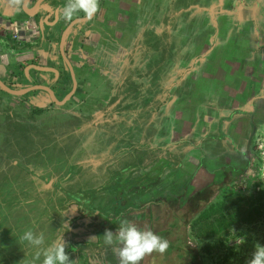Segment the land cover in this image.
Instances as JSON below:
<instances>
[{"label": "rangeland", "instance_id": "1", "mask_svg": "<svg viewBox=\"0 0 264 264\" xmlns=\"http://www.w3.org/2000/svg\"><path fill=\"white\" fill-rule=\"evenodd\" d=\"M147 1L154 4V9L146 12L148 19H144L145 21L137 20L144 26L146 43H130L123 37L118 46H114L113 40H107L103 58L94 57L85 61V71L79 77L78 91L72 100L64 104L51 102L47 107L38 108L35 100L47 97L40 90L24 98L7 94L0 96V119L3 121L1 128H4L2 134L0 130V187L12 186L15 189L21 183L37 180L40 185H47L48 188L58 181L64 190L75 189L85 180L84 177L91 179L99 176L107 167L118 168V164L113 165V160L140 142L145 144L144 149L154 148L148 160L159 159L152 167L159 173L171 160L165 151L167 149L162 148L170 142L182 141L179 145L168 147L173 151V165L178 158H182L181 164L175 169H167L163 176L166 178L168 174L174 173L176 181H181L180 189L184 187L182 178L191 176L189 192L192 194L188 196L187 202L184 205L163 203L160 210L154 209L153 220L149 224L148 219H139L141 212L138 210L127 216V220L138 228L144 226L145 230L149 225L150 230L167 239L170 244L164 254L153 253L146 256L140 264H192L193 255L198 256L201 264H247L256 245L264 246V189L256 186L252 191L244 192L234 185V182L239 183L240 172L246 170L245 166L255 158L254 153L258 150V143L253 142V138L241 140L238 132L242 125L246 130L254 131L253 123L249 124L248 120L251 116H246L248 119L243 122L241 118H237L236 132L233 131L221 143H210L211 147L207 150L217 151L213 156L215 159L205 156L207 152L202 147L206 144L204 140L201 141V137L209 132L216 134L218 124L223 123L227 126L226 130H233L226 119L229 111L233 110L236 115H240V111L244 109L248 111L245 115H250L252 111L250 106H232L229 93L233 94V91L228 92L219 80V83L215 82L216 78L214 80L213 77H207L210 66L205 61V68L200 67L203 65L200 58L206 53V50H201V41L203 38L205 41L208 36L207 21L217 13L221 6L218 7L220 0ZM155 2L160 3L157 8L155 4H158ZM207 16L211 19H207ZM212 31L215 29L212 28ZM59 36L58 32L57 38ZM213 39L214 37H206L205 42ZM148 40L153 45L148 44ZM58 60L65 62L63 57L56 58L57 62ZM212 66L217 65L213 63ZM200 68H203L201 72ZM126 83L130 89L127 88L124 92L122 88L127 87ZM50 84L54 87L70 84L73 89L71 69L63 72L60 68L57 69ZM135 84L138 86L135 91L139 93L138 96L131 94ZM124 93H128L125 94L128 98L124 103L131 105L129 110H138L130 120L127 116L131 112L127 111L128 107L124 105L121 109L117 107L118 102H115ZM253 93L249 91V94ZM254 103L250 101V105ZM120 109L121 112L115 111ZM260 118L264 119V108ZM96 125L101 126V129L93 130ZM198 143L201 144L195 145ZM213 146L218 148L213 151ZM244 149L251 152L249 157L242 153ZM88 158H93L95 164L88 165L83 174L67 175L71 165ZM66 175V179L59 181ZM50 180L52 184L48 186ZM102 181L103 178H93L91 185H98ZM212 185H215L216 190L211 192L206 205L192 216L186 226V233L179 231L184 243L182 247L171 245L176 242V237L169 232L171 228H168L173 221L172 217L182 210L186 214L197 210L200 195L210 190ZM56 189L63 191L61 187ZM161 189L162 187L158 190ZM47 194L48 192L42 194L39 201ZM150 196L153 195L147 194L138 201ZM153 197L159 198V194ZM39 201L27 198L26 202L10 213L0 211V264H30L35 249H29L27 242H21L20 237L27 230L42 232L46 238L44 246L47 247L59 236L58 229H64L65 234L73 229L74 235L63 238L71 264L79 258L86 261V264H120L118 244L80 245L76 250L72 248L75 241L82 242L86 239L77 230L84 227L89 229L95 223L93 218L70 222L79 215L78 209L73 207L58 220L49 222L46 217L41 219L46 205L45 202L37 203ZM260 207L263 210L261 215L252 222H244L238 218V222L219 235L201 234L203 228H211L208 221L213 224L220 217L218 213L206 220L202 218L204 210L209 212L221 209L229 219L248 209ZM179 229L182 230L183 227L180 226ZM176 230L177 233L178 229ZM160 232H165L166 235H161ZM42 260L43 257L36 264H41ZM83 262L78 264H84Z\"/></svg>", "mask_w": 264, "mask_h": 264}, {"label": "crops", "instance_id": "2", "mask_svg": "<svg viewBox=\"0 0 264 264\" xmlns=\"http://www.w3.org/2000/svg\"><path fill=\"white\" fill-rule=\"evenodd\" d=\"M66 3L67 0H24L18 7L11 0H0V79L9 87L21 90L36 82L51 86L50 78L57 74L52 68L58 67L64 71L62 61H56V58L62 59L63 56L60 48L62 35L72 20L85 15L79 12L71 21L65 20L63 9ZM157 4L156 8L160 3ZM153 6L154 4L147 0H100L99 10L91 19L87 18L72 26L65 39V53L73 66L77 83L80 81L79 77L84 74L87 64L85 61L94 57L103 58L107 40H113L114 46H118L123 37L130 43H146L144 26L137 20L148 19L146 12H151ZM219 6L212 19L207 16V19L211 20L207 21L206 37L214 39L207 43L206 37L205 41L202 39L201 50H206V53L200 58L203 64L200 67L205 68V61L212 70H209L207 77H213L214 80L216 78L215 82L219 80L228 92L233 91V94L229 93L232 106H250L252 111H249L250 115H245L248 111H244L247 110L244 108L239 110L240 115H236L233 110L229 111L226 119L233 127L232 131L226 130L227 126L221 123L217 125L216 134L209 132L201 137V141L204 140L207 145L202 149L210 159H215L213 156L218 148L212 147L215 152L207 150L211 147L210 143H221L233 131L236 132L237 118H241L243 122L248 119L246 116H251L248 119L249 124L253 123L254 131L246 130L243 125L238 128L241 140L251 137L253 142L257 143L258 139L264 137V119L260 118L264 108V0H220ZM25 7L32 8L35 12L30 14L25 11ZM229 17L232 19L229 20ZM234 20L235 23H232ZM24 21H31L37 27L25 42L15 43L9 25ZM212 28L215 31H212ZM58 32L60 36L57 38ZM150 43L151 41L148 42ZM213 63L217 66H212ZM203 68H200V72ZM249 91L254 93L251 95ZM34 93L36 91L30 90L17 95L0 87L2 97L7 94L24 98ZM120 100L117 98L115 102ZM251 100L255 102L254 105H250ZM2 122L0 119L1 134L4 132V128H1ZM199 144L201 143H198V146ZM242 153L249 157L251 152L244 149ZM79 262L83 261L80 258L73 261L74 264ZM83 263L86 264V261Z\"/></svg>", "mask_w": 264, "mask_h": 264}, {"label": "trees", "instance_id": "3", "mask_svg": "<svg viewBox=\"0 0 264 264\" xmlns=\"http://www.w3.org/2000/svg\"><path fill=\"white\" fill-rule=\"evenodd\" d=\"M151 44L153 45V43ZM163 57L165 56H162V58ZM160 66L161 65H159V68ZM125 86L127 87L122 88L124 92L127 91V83L125 84ZM71 87L72 85H69L67 87L65 86L62 89L61 96H64L68 91H70ZM137 88L138 86L137 84H135L133 87V92L131 94L138 96L139 93L135 92ZM128 93L123 94L120 102L117 103V107H121V109H123L122 106L126 105L128 107L127 111H131L129 112L130 114L127 115L129 116L130 120L133 118V114L136 113L137 109L133 111L129 110L131 105L124 103L126 98H128L125 96V94L128 95ZM146 99H149V96H146ZM132 107L137 108L136 105L135 107ZM121 109L115 111L121 112ZM106 121L109 123L107 118ZM93 127L95 129H92L95 131L101 129V126L97 125ZM181 142L173 141L162 148L163 150L167 149L165 151L168 152V156H170L171 160L166 164V166L161 169L159 173H156L152 169V167L157 164L156 162L159 159L156 158L151 160L150 162L148 160L149 155L151 154V151L154 150V148L150 147L149 149H144L145 144H141L140 142L138 145H134L131 148L125 150L123 153L119 154L118 157H116V160H113V165L118 164V168H115L114 166L107 167V170L105 169L106 172L104 170V173H102L101 175L93 176L91 178H103L102 183L98 185H91V179H89L88 177H84L85 180L82 181V183L79 182L80 184H78L75 189L71 190L62 189V185L59 186L58 181H56V183L51 188H48L47 185H40L37 180H31V182L21 183L15 189H13L12 186L8 188L0 187V211L10 213L14 211V209H16L18 206L26 202L27 198H30L31 201H39V197L42 194L48 192V194L45 195L44 199L37 202H45L46 205L41 219H44L46 217L45 219H47L49 222H54L58 220L65 212L70 211L73 207H76L79 211V215L75 216L70 222L73 223L74 221L83 218H93V221L95 223L91 225L89 229L84 227L77 230V233L84 235L86 239L82 242L75 241V244H72V248L76 250L80 245L101 246L104 244V233L107 230H111L115 236V232L120 227V221L124 219L127 220V216L130 212L136 210L140 211L141 213L138 215L139 219L142 221L148 219L149 224L153 220L152 217L154 209L156 208L160 210L159 207L163 203L175 202L179 203L180 205H184L187 202L188 196H191L192 194L191 192H189V183L192 179L191 176H185L184 178H182L184 185V187L182 186V189H180L181 181H176L174 173L168 174L166 178H164L163 176L164 172L167 171V169H175L181 164L182 158H178V160L176 159L175 161L176 164L173 165L175 160L174 158H172L174 157V155H172L173 151L171 149H168L169 146L179 145L181 144ZM92 160L94 159H82L80 163L71 165L70 173L68 171L67 175H70L72 173L73 175L83 174L88 165L95 164V162H93ZM240 173H242V171ZM67 175L65 177H62L59 181H63L64 179H66ZM59 187H61V189L63 190L62 192L56 189ZM161 187L162 189L159 191L158 189H160ZM213 190H216L215 185H212V188L210 190L200 195L201 197L199 196L200 200H198L199 207L197 208V210H192L189 214H186V212L182 210L177 212L175 216L172 217L173 221L169 223L168 228H171V231L169 232H172V236L174 235L176 237V242L171 243V245L182 247V245L184 244L181 236L182 231H184V234L186 233V226L192 219V216L200 209H202V206L206 205ZM147 194H151L153 196H157V194H159V198L150 196L146 200L138 201L145 197V195ZM261 211H263L261 207L248 209L244 212L239 213V216H230V218L227 219L221 209H212V211L209 212L204 210L202 212V218L206 220H210L211 215L213 216L218 213L220 217L216 218L213 224L208 221L211 228H203L201 234H205L207 236L212 234L219 235L221 234V232L230 228L234 223L238 222V218H240L241 221L249 223L256 219L259 215H261ZM178 223L183 227L182 230L179 229L180 226H178ZM63 226L66 228L70 227L68 225ZM139 228L141 230H144L145 227L141 226ZM146 229H150V226L148 225ZM167 229L165 230L166 233L168 232ZM176 229H178L177 233ZM63 230L64 229H58V233L60 234L55 238L56 240L60 237L67 239L70 236L74 235L73 229H71V232L69 231L68 234H65ZM179 231H181V233ZM166 233L160 232L161 235H166ZM50 235L51 234L48 235L49 239L51 237ZM192 258V264H201L200 261H198L197 255H193ZM102 264L106 263L103 262Z\"/></svg>", "mask_w": 264, "mask_h": 264}, {"label": "clouds", "instance_id": "4", "mask_svg": "<svg viewBox=\"0 0 264 264\" xmlns=\"http://www.w3.org/2000/svg\"><path fill=\"white\" fill-rule=\"evenodd\" d=\"M11 2L19 7L24 3V0H11ZM99 7L100 0H67L63 9V17L65 20L71 21L74 15L83 12L87 18L91 19L98 12ZM103 236L106 245H119L120 264H140L146 256L153 253L162 255L170 246L167 239L150 229L141 230L126 219L120 221V227L115 232V236L111 230H107ZM20 240L27 242L29 249H35L30 264H36V261L41 257H43L41 264H71L62 237L45 247L44 233L27 230ZM247 264H264V246L256 245L252 258Z\"/></svg>", "mask_w": 264, "mask_h": 264}, {"label": "built area", "instance_id": "5", "mask_svg": "<svg viewBox=\"0 0 264 264\" xmlns=\"http://www.w3.org/2000/svg\"><path fill=\"white\" fill-rule=\"evenodd\" d=\"M36 27L31 21L9 25L10 34L15 43L25 42L31 37V32ZM257 143L258 150L254 153L255 158L249 160L246 170L241 173L239 183L234 182L235 188H241L244 192L252 191V188L256 186L264 189V138L258 139Z\"/></svg>", "mask_w": 264, "mask_h": 264}, {"label": "water", "instance_id": "6", "mask_svg": "<svg viewBox=\"0 0 264 264\" xmlns=\"http://www.w3.org/2000/svg\"><path fill=\"white\" fill-rule=\"evenodd\" d=\"M39 5V3H38ZM25 11L32 14L35 12L34 9H28L25 7ZM87 20V17H80L74 21L71 22V24L66 28V30L64 31L63 35H62V38H61V44H60V48H61V52L63 54V57L65 58V60L67 61L71 71H72V74H73V80H74V88L72 89V91L70 93H68V95L66 97H64V99L60 100L57 98L56 94H55V91L50 87V86H47V85H44V84H37V85H33V86H30V87H27L25 89H13L11 87H9L7 84H5V82H3L1 79H0V87L3 88L4 90L10 92V93H13V94H17V95H22L30 90H36V89H45L47 90L48 92H50L53 100L55 102H57V104H64L67 102V100L72 96V94L75 92L76 88H77V79H76V76H75V73L73 71V66L71 64V62L69 61V59L67 58V55L65 53V39H66V36H67V33L69 31V29L74 25V24H77L78 22H81V21H85ZM52 70H55V68H52ZM57 72V71H56ZM52 184V180L49 181L48 183V186H50Z\"/></svg>", "mask_w": 264, "mask_h": 264}, {"label": "flooded vegetation", "instance_id": "7", "mask_svg": "<svg viewBox=\"0 0 264 264\" xmlns=\"http://www.w3.org/2000/svg\"><path fill=\"white\" fill-rule=\"evenodd\" d=\"M82 17H86L85 15L84 16H82ZM73 21V20H72ZM70 24H68V26H69ZM72 28V27H71ZM70 28V29H71ZM69 29V30H70ZM63 57V56H62ZM64 60H65V58H63ZM66 62V63H65ZM65 62L63 63V70L65 71V70H68L70 67H69V65H68V63H67V61L65 60ZM68 66V67H67ZM55 68H57V67H55ZM58 70H59V68H57ZM57 69H56V71H57ZM63 72V71H62ZM54 74V73H53ZM54 78V75L50 78L51 79V81H52V79ZM13 83V82H12ZM37 84H39V82H36V83H31L30 85L32 86V85H37ZM70 84H68V85H58V87H52V86H50L54 91H55V94H56V96H57V98L58 99H60V100H62V99H64V97L69 93V92H67L64 96H61V92H62V89L66 86H69ZM77 85H78V83H77ZM71 89H72V87H71ZM70 89V90H71ZM36 90H40V91H42L44 94H45V96H47V97H45V99H40V100H36L35 101V104H36V106H38V108H41V107H47L48 106V104L49 103H57V102H55L54 100H53V98H52V96H51V94H50V92H48L47 90H45V89H36ZM36 90H33V91H36ZM77 91H78V86H77V88H76V90H75V92L72 94V96L67 100V102L69 101V100H72V98H74V96H75V94L77 93ZM58 94H60V96H61V98H59V95Z\"/></svg>", "mask_w": 264, "mask_h": 264}]
</instances>
